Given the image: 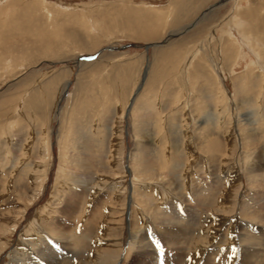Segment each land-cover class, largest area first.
I'll return each mask as SVG.
<instances>
[{
  "label": "rangeland",
  "instance_id": "rangeland-1",
  "mask_svg": "<svg viewBox=\"0 0 264 264\" xmlns=\"http://www.w3.org/2000/svg\"><path fill=\"white\" fill-rule=\"evenodd\" d=\"M60 263L264 264V0H0V264Z\"/></svg>",
  "mask_w": 264,
  "mask_h": 264
},
{
  "label": "snow or ice",
  "instance_id": "snow-or-ice-1",
  "mask_svg": "<svg viewBox=\"0 0 264 264\" xmlns=\"http://www.w3.org/2000/svg\"><path fill=\"white\" fill-rule=\"evenodd\" d=\"M154 243L156 244L157 248L160 249L161 253H163V247L159 240H154Z\"/></svg>",
  "mask_w": 264,
  "mask_h": 264
},
{
  "label": "bare ground",
  "instance_id": "bare-ground-1",
  "mask_svg": "<svg viewBox=\"0 0 264 264\" xmlns=\"http://www.w3.org/2000/svg\"><path fill=\"white\" fill-rule=\"evenodd\" d=\"M63 260V259H62ZM61 262V261H60ZM61 264V263H60Z\"/></svg>",
  "mask_w": 264,
  "mask_h": 264
}]
</instances>
